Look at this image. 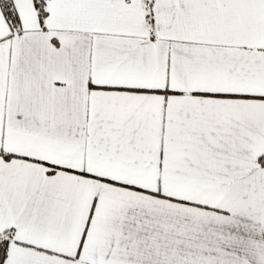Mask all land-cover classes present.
<instances>
[{"label":"snow or ice","instance_id":"6c2138e0","mask_svg":"<svg viewBox=\"0 0 264 264\" xmlns=\"http://www.w3.org/2000/svg\"><path fill=\"white\" fill-rule=\"evenodd\" d=\"M0 264H264V0H0Z\"/></svg>","mask_w":264,"mask_h":264}]
</instances>
